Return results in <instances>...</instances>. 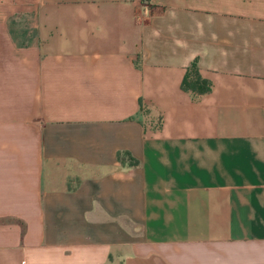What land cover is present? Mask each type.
<instances>
[{
    "label": "crops",
    "instance_id": "crops-1",
    "mask_svg": "<svg viewBox=\"0 0 264 264\" xmlns=\"http://www.w3.org/2000/svg\"><path fill=\"white\" fill-rule=\"evenodd\" d=\"M0 264H264V0H0Z\"/></svg>",
    "mask_w": 264,
    "mask_h": 264
},
{
    "label": "trees",
    "instance_id": "trees-1",
    "mask_svg": "<svg viewBox=\"0 0 264 264\" xmlns=\"http://www.w3.org/2000/svg\"><path fill=\"white\" fill-rule=\"evenodd\" d=\"M211 85V81L201 75L196 60H193L185 68L184 75L181 80L182 90L196 95H201L209 92L211 90Z\"/></svg>",
    "mask_w": 264,
    "mask_h": 264
},
{
    "label": "built area",
    "instance_id": "built-area-1",
    "mask_svg": "<svg viewBox=\"0 0 264 264\" xmlns=\"http://www.w3.org/2000/svg\"><path fill=\"white\" fill-rule=\"evenodd\" d=\"M147 7H148V6L146 5V7H144V10L147 9Z\"/></svg>",
    "mask_w": 264,
    "mask_h": 264
}]
</instances>
